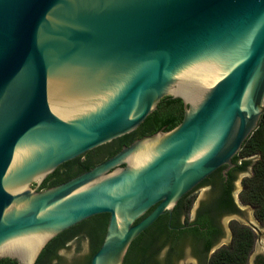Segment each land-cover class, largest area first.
Masks as SVG:
<instances>
[{
  "label": "water",
  "instance_id": "water-1",
  "mask_svg": "<svg viewBox=\"0 0 264 264\" xmlns=\"http://www.w3.org/2000/svg\"><path fill=\"white\" fill-rule=\"evenodd\" d=\"M164 96L182 102L174 127L38 189ZM263 112L264 0H0V257L34 264L58 233L108 213L89 264H122L159 215L233 166Z\"/></svg>",
  "mask_w": 264,
  "mask_h": 264
},
{
  "label": "trees",
  "instance_id": "trees-1",
  "mask_svg": "<svg viewBox=\"0 0 264 264\" xmlns=\"http://www.w3.org/2000/svg\"><path fill=\"white\" fill-rule=\"evenodd\" d=\"M183 108L179 98L164 96L158 102L156 108L149 113L144 121L134 130L111 141L99 145L85 153L63 162L49 173L39 184L38 189L47 188L73 177L95 164L103 161L118 151L121 146L129 144L135 138L151 134L159 129L168 130L174 127L182 117ZM264 112L260 115L257 127L249 134L242 143L239 151L231 158L236 163L237 169L251 167V175L242 181L241 199L243 202L254 206L255 217L264 223ZM257 155L252 162L250 156ZM182 200V199H181ZM186 206H189L187 202ZM138 220V219H137ZM136 220V221H137ZM108 213H100L90 216L75 225L58 233L50 239L39 253L34 264H46L50 256L55 255L56 248L62 245L70 237L83 236L88 239L89 255L77 264H89L90 257L98 249L103 239ZM179 226L178 222L172 221L169 226ZM167 215H159L147 228L139 233L129 244L124 255L122 264H161L158 258L159 250L163 246L160 241L161 235L169 230ZM234 242L232 252H240L241 256L236 258H224L231 264H245L246 248L242 245H251L252 233L245 226L233 227ZM247 246V247H248ZM225 251V250H221ZM244 252V253H243ZM214 254L212 264H219L221 258ZM46 262V263H45ZM0 264H15L9 257H0Z\"/></svg>",
  "mask_w": 264,
  "mask_h": 264
},
{
  "label": "flooded vegetation",
  "instance_id": "flooded-vegetation-1",
  "mask_svg": "<svg viewBox=\"0 0 264 264\" xmlns=\"http://www.w3.org/2000/svg\"><path fill=\"white\" fill-rule=\"evenodd\" d=\"M232 163L233 166L229 167L227 171H223L224 165L213 170L178 199L170 214L166 212L161 214L167 215L168 226L172 221L179 223V226L175 224L169 226V230H166L160 237L163 246L159 250L158 258L161 264H176L179 261L181 264H212L211 259L216 252H219L217 255L222 259L219 264H231L223 259L241 256L239 251L237 253L231 251L235 225L245 226L252 233L251 245L248 246L246 243L242 245V248H246L247 251L244 254L245 264H264V257L257 255L249 261L255 240V225L249 226L235 219L242 213L241 206L249 205L254 212V206L243 202L240 195L242 181L251 175V173L247 174L251 171V167L237 169L236 163ZM240 174L239 189L236 190L235 182ZM198 192H201V195L195 197ZM195 201L192 215L188 217V211ZM187 202H189L188 207L186 206ZM76 237L78 236L74 235L59 245L55 255L50 256L45 263L77 264L79 260L68 263L57 254L59 249ZM185 250H189L187 256ZM13 260L15 264H20L16 259Z\"/></svg>",
  "mask_w": 264,
  "mask_h": 264
},
{
  "label": "rangeland",
  "instance_id": "rangeland-1",
  "mask_svg": "<svg viewBox=\"0 0 264 264\" xmlns=\"http://www.w3.org/2000/svg\"><path fill=\"white\" fill-rule=\"evenodd\" d=\"M264 134V132H263ZM252 162L257 158V155H252L249 157ZM251 171H249L247 174H250ZM241 178V174L238 175L235 185L236 190L239 189L238 181ZM236 192V191H235ZM235 192L233 193L235 197ZM201 192H198L196 196H200ZM196 201L191 205V208L188 211V217H191L192 212L194 210ZM241 214H239L235 219L236 221L252 226L255 225V240L253 243L251 255L249 257V261L253 259L254 256H260L264 257V223L259 221L253 212L252 207L249 205L241 206ZM186 256L189 252V250H185ZM90 253L89 250V243L88 239L83 236H78L74 239H71L67 242L66 246L62 247L58 250L57 254L62 257L66 262L70 263L74 260H84ZM176 264H181V262H177Z\"/></svg>",
  "mask_w": 264,
  "mask_h": 264
}]
</instances>
